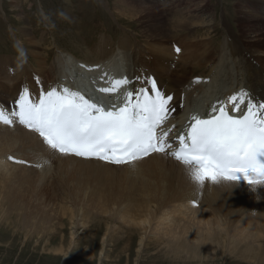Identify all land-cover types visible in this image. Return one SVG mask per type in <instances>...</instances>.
<instances>
[{
  "label": "rangeland",
  "instance_id": "rangeland-1",
  "mask_svg": "<svg viewBox=\"0 0 264 264\" xmlns=\"http://www.w3.org/2000/svg\"><path fill=\"white\" fill-rule=\"evenodd\" d=\"M117 1L0 0V103L7 108L8 101L13 99L11 86L16 92L19 90L18 83H25L28 87L35 76L34 73H39V69L48 70L52 59L61 52L73 54L79 60L91 63L108 59L118 48L126 51L134 50V46H138L142 59L152 56L149 55L152 54L151 45L139 33V20L134 17L127 25L115 18L113 11L118 9ZM173 1L163 0L164 4H160L167 20L170 19L168 14L171 12L163 7ZM209 4V14L199 16L197 20L213 18L215 30L212 45L215 47L224 40L225 34L221 25H228L232 32H238L235 19L240 11H254L256 4L259 6L256 9L264 12V0H210ZM142 5L147 7L146 4ZM195 5L201 6L202 3L196 2ZM184 9L185 7L180 8L181 11ZM224 18L227 20L223 21ZM22 28L27 29V35L19 34L18 31ZM204 31L206 28H199L197 34L202 35ZM187 36L189 34L185 38ZM249 37H252V34L248 32L247 40ZM171 40L177 43L175 39ZM168 43L169 41L167 45ZM249 49L252 53L259 54L251 47ZM197 50L192 54V59H197L204 53L201 48ZM162 54L168 58L173 56L168 50H164ZM44 55L46 60L43 59ZM187 57L188 54H184L181 59L186 60ZM201 62L204 65L206 60ZM8 63L13 64L15 70L9 67ZM206 64L208 66L202 71L194 70L193 79L201 77L202 74V77L207 78L212 65ZM171 69L173 71L174 68ZM6 70L8 74H14L16 82L13 81L11 86L5 76ZM14 78L12 77L13 80ZM262 79L264 81V75ZM30 91H34V88ZM39 150L50 169L33 168V173L45 174L48 177L47 182L22 173H30L29 169L32 168L26 164L22 149L18 148L8 153V156L0 157L6 158V163L12 166L9 172H15L8 179L0 177V264H255V259H263L264 254L260 249L264 248V229L256 227L259 231L253 230L256 223L253 220H264V197L259 194L260 184L248 187L253 188L249 190L252 196L244 206L243 213L236 218L229 230H213L214 227L209 225L212 238L208 244L215 246L210 253L207 247L188 249L184 245L178 248L172 241L175 239L174 233L181 230L177 226L178 223L181 227L190 222V227L198 228L190 218H193V213L210 212L207 199L211 198V194L204 195L201 191L196 195V199L191 201L190 194L185 195L182 191L185 206L179 208L180 213L173 212V203H178L176 200L165 205L152 202L151 207L155 213L144 232L142 227L140 230L127 221L135 215L132 203L142 204L138 189L141 186L140 181L149 176V181L156 186L155 166L147 168L137 159L127 166H110L114 167V171L101 170L98 175L88 167L74 164L70 172H66L67 175L59 178L56 175L57 167L54 168L55 159H51L53 156H46L40 147ZM136 165L139 166L138 170L133 168ZM133 172L140 173L143 180L137 178ZM217 196L214 194L212 199ZM121 206L124 207L122 212ZM161 206L163 208L159 209ZM220 211L223 213L222 209ZM165 213L169 217H166ZM118 214L123 215L126 221L120 219ZM71 217L73 219L70 223ZM175 221H178L176 225ZM260 225L264 228V223ZM202 226L205 228L199 224L200 229L197 230L200 233L204 231ZM246 226L247 234L243 228ZM195 228L192 232L196 231ZM233 229L239 233H234ZM252 231L257 233L254 235ZM141 239H144V249H139L138 246ZM202 239L200 236V240ZM90 254L93 255L91 259Z\"/></svg>",
  "mask_w": 264,
  "mask_h": 264
},
{
  "label": "bare ground",
  "instance_id": "bare-ground-1",
  "mask_svg": "<svg viewBox=\"0 0 264 264\" xmlns=\"http://www.w3.org/2000/svg\"><path fill=\"white\" fill-rule=\"evenodd\" d=\"M161 2L163 3V0H118L116 2L118 9L114 8L115 10L113 11V13L115 12V18L125 24H130L134 17L139 20V33L143 39L151 45V48L150 46L149 48L152 49V54H149L152 56H148V60L141 58L140 51L137 48L138 46H134V50L128 49L126 51L118 48V51L108 59L99 60L95 63L86 62L81 59L79 60V58H76L73 54L71 55L70 53L65 54L64 52H61L52 59L48 70L39 69V73L33 72L35 76L32 77L31 84L33 83L34 91H28L29 96L37 95L43 91L42 88H46L48 91L53 87L57 89H60L62 86L73 87V83H83L84 90L87 94L94 92L95 95L99 94L105 98L119 96L122 87L114 93H103L100 89L111 87V82L114 81V74L120 72V78L129 80V85L133 88L140 87L144 75L148 73L151 76H154L159 87L165 89L166 93L175 94L177 99H180V94L182 93L184 95V106L182 109H178L175 112L174 120L171 122L174 124H182L188 115H191L192 113L207 116L210 112L211 106L215 102L226 96L229 98L233 95H237L242 91H246L254 102H264V81L262 79V75H264V46H262L264 45V12H260L256 9L257 7L259 8V6L255 4L253 7L254 11L242 10L239 12L238 17L235 19L238 32H232V29L229 28L228 25H221L225 34L224 40L215 47L212 45L214 38L213 32L215 30L213 18L209 20H204L202 18L201 20H197L199 16L209 14L208 7H210V0H174L170 4L166 3V7L163 8L171 12L168 14L170 16L169 20L166 19L167 17H164L162 9H160ZM196 2H201L202 5L196 6ZM142 4H146L147 7H144ZM181 7H185L184 11L180 10ZM144 9H146V11H143ZM225 20L227 19L224 18L223 21ZM202 27L206 28V31H204L202 35L197 34L198 29ZM15 30H17V28H15ZM183 31L185 33H182ZM18 32L21 36L28 34L27 29L25 28H22L21 31L19 30ZM248 32L252 34V37H249L247 40L246 35ZM187 34H189V36L185 38ZM172 38L177 41L178 46L181 49L179 55L173 53V48H170ZM184 39L187 40L185 41ZM168 41L169 45H167ZM249 45L253 50L259 52V54L252 53L249 49ZM166 46H168V48ZM198 48H201L204 53L197 59H192V54L198 51ZM164 50H168L173 54V56L169 57L170 60L168 56H165L164 54L162 55L165 58L162 57L161 53H163ZM184 54H188L186 60L181 59ZM43 59L46 60L47 57L44 55ZM202 60H206L204 65L202 64L203 62H201ZM177 61L178 63L174 64V62ZM206 63L212 65L210 68L211 72L208 74L207 78L202 77L203 74L201 77L198 76L205 80L204 83H200L197 79L192 78V74L195 69L202 71L206 67ZM10 64L8 63V66L15 70L14 65ZM171 68H174L173 71ZM8 75L10 77H8ZM6 76L8 79H11L12 77L14 78V74H8V70H6ZM138 77L139 79H137ZM12 83L13 79H11L10 86ZM36 83L42 88L35 85ZM25 85V83L24 85L18 83L17 89L21 88L22 90H25ZM77 92L82 93L80 89ZM11 106L12 104L9 101L7 108L0 103V108L3 109L5 115L13 120L11 124L0 122V157L8 156V153H12L18 148L22 149L27 160L26 164L32 168L29 169L30 173L22 171H20V173L22 172L26 175H33L41 181H48V177L45 174L33 173L35 172L34 169H50L44 155L40 154L39 147L43 149L46 156L52 155L53 157H51V159H55L54 168L56 166V170L61 173L58 174L56 171V175L59 178L67 175L66 172H70L74 164L88 167L89 170L96 174L101 170H105V172L106 170L114 171V167L110 166L115 165L96 160H85L61 154L51 149L43 141L42 137L32 131L26 130L18 123L17 117L11 116V113L14 111ZM140 161L141 164L143 166L145 165L147 168L155 166L156 169L154 170V173L157 183L155 186L153 182L149 181V176L146 180L140 181L141 186L138 189L140 190L139 197L142 204L132 203V207L134 208L133 213L135 215L132 218H129L127 223L140 228V230L142 227L144 232L148 228L147 226L150 225L149 223L155 213L152 209L153 207H151L152 202L165 205L168 202L176 200L178 203H173L174 206H172L174 207L173 209H175L173 212L180 213L181 209L179 208L185 206V204H183L184 198L181 196L182 191L185 192V195H187V193L190 194L189 200L191 201L194 198L196 199V195L201 191L204 192V195L211 194V198L207 199V207H210V212L193 213V218H190L199 229V224H202L207 228L205 231V228L202 226V229L205 231L201 232L202 235H200V231H197L198 228L190 227L192 225H190V222L188 224L189 226L182 225L183 227H180L179 223L177 224L178 221H175V225L177 224L181 230L179 231L177 229L178 232L176 231L174 233V238L176 240L172 239V243L178 248H182L184 245H186L188 249H202L207 247L208 252L212 253V249L215 246L213 247V245L211 246L208 244L211 242L210 239L212 238L209 233L211 230L209 225L212 226V228L214 227L213 230H229L236 218L240 217L241 212L243 213L244 206L252 196L249 194V190H252L253 188L248 187H252L254 184L248 186L244 185L246 186L244 187L241 183L220 179L217 182L206 180L203 186H197L191 178L192 167L176 162L164 154L154 153L149 157L140 159ZM11 168L12 166L6 163V158L0 159V177L2 179H8L9 176L15 173L13 171L9 172ZM133 168L134 170H138L139 166L136 165ZM134 174L137 178L143 180L140 173ZM100 177L101 176H99V178ZM124 179L125 181L127 180L126 178ZM259 186L261 187L259 194L264 197V184H260ZM241 190H243V192H241ZM214 194L218 196L212 199ZM96 196L97 195L95 194V197ZM92 199H94V197ZM176 204H178V207H176ZM162 208L163 206L159 209ZM120 209L122 212L124 207L121 206ZM220 209L223 210V213H221ZM158 211L162 210H157V212ZM78 216L79 215L77 214L76 221H78ZM117 216L123 221H126L123 215L120 216L118 214ZM73 217H71L70 223L72 222ZM166 217L169 216L166 215ZM183 218H185V216ZM172 219L176 220L175 218ZM253 221L256 222L253 230L259 231L256 227L264 229L260 225L261 223H264V220ZM177 226L175 228H177ZM168 228H170V226ZM194 228L196 231L192 232ZM243 228L245 230L247 226ZM164 231L165 230H163V232ZM170 231H172V229ZM247 232L248 231L246 230L244 231L245 234H247ZM238 233L239 232H237V234ZM199 235L203 237L202 240H200ZM241 236L240 233V237ZM234 237L236 238V236ZM170 238L172 237L170 236ZM143 240L144 239H141L138 244L139 249H142V247L143 249L145 248ZM189 243L190 245H188ZM260 252L264 254L263 247H261ZM91 255L92 254L89 255L90 259ZM254 263L264 264V256L263 259H259V261L255 259Z\"/></svg>",
  "mask_w": 264,
  "mask_h": 264
},
{
  "label": "snow or ice",
  "instance_id": "snow-or-ice-1",
  "mask_svg": "<svg viewBox=\"0 0 264 264\" xmlns=\"http://www.w3.org/2000/svg\"><path fill=\"white\" fill-rule=\"evenodd\" d=\"M129 83L115 80L100 91L114 93ZM172 99L154 79L128 91L122 106H102L79 92L55 87L41 91L36 101L25 89L15 101L18 111L11 116L60 153L124 164L170 147L165 140L168 133L158 134L157 129L174 110ZM0 122H13L2 108ZM172 155L192 165L191 178L197 186L220 179L264 184V102H254L242 91L218 102L208 118L192 116Z\"/></svg>",
  "mask_w": 264,
  "mask_h": 264
}]
</instances>
